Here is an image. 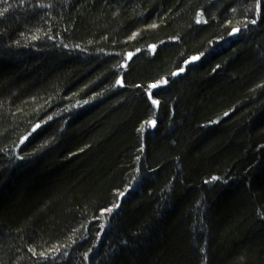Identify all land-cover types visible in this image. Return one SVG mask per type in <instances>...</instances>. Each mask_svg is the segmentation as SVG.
Masks as SVG:
<instances>
[{"label":"trees","instance_id":"16d2710c","mask_svg":"<svg viewBox=\"0 0 264 264\" xmlns=\"http://www.w3.org/2000/svg\"><path fill=\"white\" fill-rule=\"evenodd\" d=\"M0 11V264H264V0Z\"/></svg>","mask_w":264,"mask_h":264},{"label":"snow or ice","instance_id":"6c2138e0","mask_svg":"<svg viewBox=\"0 0 264 264\" xmlns=\"http://www.w3.org/2000/svg\"><path fill=\"white\" fill-rule=\"evenodd\" d=\"M0 15H3V12H2V11H0ZM253 23H255V21H253ZM152 27H155V25H152ZM233 31H234V32H235V31H238V29H234ZM152 47L155 48L156 46L153 45ZM131 55H132V54L130 53V54H129V57H131ZM192 59L195 60V59H198V57H193ZM181 71H183V69H181ZM116 83L119 85V84H122V81L118 80ZM160 83H166V81H161ZM157 86H158L157 84H153V85H151L150 87H151V88H156ZM149 94H150V93H149ZM152 103H153L154 105H158L159 102L156 101V100H153ZM149 123H150L151 125H153V126L155 125V121H151V122H149ZM213 179H216V178L213 177ZM121 195H123V193H121ZM107 211L110 212L111 209H108Z\"/></svg>","mask_w":264,"mask_h":264}]
</instances>
